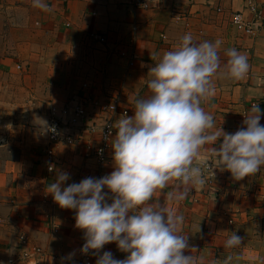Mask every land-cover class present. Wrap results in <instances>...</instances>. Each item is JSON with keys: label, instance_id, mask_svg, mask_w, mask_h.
I'll list each match as a JSON object with an SVG mask.
<instances>
[{"label": "crops", "instance_id": "obj_1", "mask_svg": "<svg viewBox=\"0 0 264 264\" xmlns=\"http://www.w3.org/2000/svg\"><path fill=\"white\" fill-rule=\"evenodd\" d=\"M249 1L258 6L260 18ZM43 2L49 10L34 6L33 0H0V86L7 95L15 91L26 95L31 90L36 106L49 104L43 116L34 112L46 125L41 133L26 137V144H31L18 156L17 151L15 155L10 152L7 142L0 143V264H78L84 238L74 226L75 210L54 202L47 185L61 171L70 176L64 186L109 174L113 149L109 148L106 162L99 167L85 148V140L98 142V134L53 143L56 164L49 172L45 148L49 145L50 106H63L87 92L100 102L120 94L121 106L133 115L135 101L151 95L147 88L150 67L164 52L175 49L185 33L196 42L222 41L218 49L221 68L212 77L215 93L201 101V107L214 118L209 133L220 127L228 133L246 127L242 121L255 100L264 125V0H154L150 8H135L128 0ZM238 11L246 20L263 25L246 33L232 22ZM229 48L248 58L244 79L234 80L226 74L225 50ZM11 73H17L20 80L8 82ZM114 117L116 122L124 116ZM211 146L204 145L193 161L202 167V186L191 190L183 201H170L167 194L180 186L171 180L155 191L150 203L163 204L184 217L180 232L188 236L189 243L184 254L200 258L199 264H224L226 258H230L228 264H264V166L239 181L220 168H214L210 178L201 163L209 160ZM234 232L242 243L225 248L224 242ZM22 235L28 248L39 251L22 257ZM103 251H110L116 259L128 255L115 242L105 244L97 255ZM69 253H74L71 259ZM91 257L95 264L97 257Z\"/></svg>", "mask_w": 264, "mask_h": 264}, {"label": "clouds", "instance_id": "obj_2", "mask_svg": "<svg viewBox=\"0 0 264 264\" xmlns=\"http://www.w3.org/2000/svg\"><path fill=\"white\" fill-rule=\"evenodd\" d=\"M33 5L49 10L43 0H33ZM221 43L220 39L196 42L185 33L175 49L164 52L150 67L147 88L151 95L138 98L133 115L125 114L112 126L116 133L109 174L64 186L70 176L61 171L47 185L54 202L75 210L74 226L82 230L84 238L80 252L91 251L97 257L95 264H199L200 258L184 254L189 248L188 236L180 232L184 217L163 204L150 203L153 194L177 180L180 186L167 198L179 202L202 186V167L193 161L206 144L215 145L210 149L211 166L206 162L212 172L214 168L227 170L239 181L264 166V125L256 103L244 115L246 127L234 133L221 127L208 131L214 118L201 107V101L215 93L212 77L221 68ZM225 55L227 76L244 79L249 71L247 56L235 48L226 49ZM110 242L128 255L124 259L114 258L110 251L97 255ZM241 243L242 237L234 232L224 247ZM73 255L69 253L67 258Z\"/></svg>", "mask_w": 264, "mask_h": 264}, {"label": "built area", "instance_id": "obj_3", "mask_svg": "<svg viewBox=\"0 0 264 264\" xmlns=\"http://www.w3.org/2000/svg\"><path fill=\"white\" fill-rule=\"evenodd\" d=\"M154 0H128V3L135 8H150ZM250 8L254 10L257 18H260L261 13L255 3L249 1ZM232 22L237 26L243 28L246 33H253L258 30L263 24L257 20H246L243 14L238 11L234 12ZM264 23V21H263ZM20 68L19 66H17ZM83 86L88 88V84ZM97 96L87 92L79 99L69 102L63 106L52 105L49 109V120L46 127V132L49 140V145L45 148V155L47 156L46 166L49 172L55 170L56 160L54 158L53 143L72 142L73 140L81 141L85 133L95 135L98 134V142L93 140H85V148L89 155L94 156L99 167L102 166L108 158V150L111 147L112 139L115 136L116 129L112 126L115 124L114 116L120 114L124 116L129 114L128 107H122V99L120 94H114L100 102ZM258 101H252L251 105ZM92 110H96L92 114ZM102 115V120L98 117ZM98 117V119L96 118ZM220 143V142H219ZM215 146V145H214ZM211 146L207 150L209 160L212 159L210 155ZM218 146V144H217ZM208 160V161H209ZM211 166V161L208 162ZM209 172L211 178L214 173L211 167L205 162L202 164ZM51 169V171L49 170ZM214 170V169H213ZM103 175H99L101 177ZM1 219V217H0ZM1 221V220H0ZM39 251L37 247L28 248L25 237L21 236V256L28 257L32 253ZM91 251L88 254H83L78 264H92Z\"/></svg>", "mask_w": 264, "mask_h": 264}, {"label": "rangeland", "instance_id": "obj_4", "mask_svg": "<svg viewBox=\"0 0 264 264\" xmlns=\"http://www.w3.org/2000/svg\"><path fill=\"white\" fill-rule=\"evenodd\" d=\"M16 74L17 73L9 74L7 81H19L20 78H18V75ZM19 77L22 78V75ZM31 94L32 91L28 90L26 95H21L17 91L13 92L11 95H7V92H5L2 86H0V127L3 130L0 132V143L7 142L9 145L8 147L11 148L10 152L14 154L15 151H17V156L20 154V151H22L25 145L29 146L31 144V142L26 144V137L34 135V133H41L43 131L42 129L46 125L43 119L38 118L34 112L38 110L41 114L42 111H45L46 113L49 108V104L47 105L48 107L43 105L36 106L33 101L36 99L33 98ZM95 112L96 110H92L91 113L94 114ZM100 116L102 115L98 116L100 120H102V117ZM3 150L5 151V148ZM2 152L3 151L0 153Z\"/></svg>", "mask_w": 264, "mask_h": 264}, {"label": "bare ground", "instance_id": "obj_5", "mask_svg": "<svg viewBox=\"0 0 264 264\" xmlns=\"http://www.w3.org/2000/svg\"><path fill=\"white\" fill-rule=\"evenodd\" d=\"M208 161V160H207ZM207 161H204L203 163H205V162H207ZM203 163H201V164H203Z\"/></svg>", "mask_w": 264, "mask_h": 264}]
</instances>
